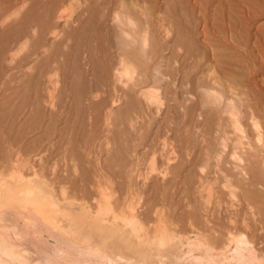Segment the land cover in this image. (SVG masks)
<instances>
[{"label":"rangeland","instance_id":"obj_1","mask_svg":"<svg viewBox=\"0 0 264 264\" xmlns=\"http://www.w3.org/2000/svg\"><path fill=\"white\" fill-rule=\"evenodd\" d=\"M37 195L68 237L0 264H264V0H0V226Z\"/></svg>","mask_w":264,"mask_h":264},{"label":"bare ground","instance_id":"obj_2","mask_svg":"<svg viewBox=\"0 0 264 264\" xmlns=\"http://www.w3.org/2000/svg\"><path fill=\"white\" fill-rule=\"evenodd\" d=\"M18 15V14H17ZM131 16H129L128 17V21H129V23H130V25H132L133 24V21H132V19L130 18ZM72 19V18H71ZM147 35H145L144 36V41H143V43L144 44H146V41H147ZM126 65V62H125V60H123L122 59V61H121V65ZM123 65V66H124ZM127 67H125L124 69H125V71H126V74H127V79L128 80H130L131 81V79L130 78H132V76H131V69L129 68V66H128V64L126 65ZM124 73V72H123ZM123 75V74H122ZM120 76V75H119ZM148 97V96H147ZM146 98V97H145ZM148 99V98H147ZM147 102V101H146ZM256 125V124H255ZM239 126H240V124H239ZM239 128V127H238ZM48 177V176H47ZM41 187V186H40ZM46 194L48 195V193L46 192ZM3 199V198H2ZM36 199L37 200H34V201H32L31 203H29V205H28V207H27V211H22L21 213H20V215H21V217L23 218V220H24V222H22V220H21V223H24L23 224V227H22V232H21V230H20V232L21 233H19V234H17V232L16 233H14V231L13 230H10L9 229V227H7L5 224H8L10 221H4V223H3V221H2V225L0 226V243H2L1 241H12V240H17V242L19 241L18 239H20V240H22L23 241V244H24V242H25V240L26 239H28V238H30V236L31 235H29L28 234V227L30 226V224L32 225H35L36 227H37V230L42 234V233H45V232H47L48 234H49V236L50 237H52V238H55V240L56 241H61V240H63V239H65V238H67L68 236H65V235H67V233H66V231L67 230H69V228H67V226H66V224L68 223H66V218L68 217H65V216H63V215H67L68 213H69V207H68V205L67 204H63L64 202L62 201V202H57V203H54V202H44L43 200H41L40 199V196H38L37 195V197H36ZM78 209V208H77ZM70 210H72V209H70ZM75 211H76V209H75ZM79 212V211H78ZM9 213V212H8ZM80 213V212H79ZM78 213V215H80ZM86 213V212H85ZM10 215V214H9ZM62 215V216H61ZM70 215H71V212H70ZM75 215V214H74ZM1 216V215H0ZM73 216V215H72ZM70 217V216H69ZM73 219L75 218V216H73L72 217ZM80 218H81V216H80ZM8 219V218H7ZM73 219H71V220H73ZM79 219V218H78ZM9 220V219H8ZM68 220V219H67ZM69 220H70V218H69ZM81 220V219H80ZM83 224H82V226H84V227H86V225H87V223L89 224V222H88V220L85 218V217H83ZM72 222H74V221H72ZM82 222V221H81ZM72 224V223H71ZM80 225V224H79ZM71 226V225H70ZM73 226V225H72ZM71 226V227H72ZM78 226V225H77ZM20 227V226H19ZM32 227V226H31ZM34 227V226H33ZM79 228V227H78ZM87 228V227H86ZM21 229V228H20ZM30 229V228H29ZM36 229V228H35ZM82 229V228H81ZM33 230H34V228H33ZM72 230H75V231H77V232H79L80 233V239L82 240V242H84V243H82L81 242V245L80 246H77V245H74L75 243H73L72 245L70 244L69 245V249H72V251L73 252H76V253H79L80 255H82V256H85L86 254L88 255V256H93V255H95V256H98V254H101L102 255V253L103 252H105V253H110V254H112L113 252L114 253H116V254H119V253H117L118 252V250H119V248L121 249V248H123V250H124V252H125V250H127V251H134V252H136V253H138L139 252V249L137 248V247H134V248H132V247H129V244H128V242H126L125 243V238H123V237H121L120 239H119V242H118V237H117V235L116 234H114V233H112L111 231H108V230H111V229H108V230H106V229H104V227L102 228L100 225H99V220H96V221H94V223L93 224H91V227H89V228H87V230H85V231H80V230H78L77 228H76V225H75V229H72ZM29 231H32V230H29ZM34 232V231H33ZM35 232H36V230H35ZM30 233V232H29ZM37 233V232H36ZM46 233V234H47ZM78 233V234H79ZM32 234V233H31ZM38 234V233H37ZM40 234V235H41ZM33 235H35V234H33ZM39 235V236H40ZM32 237H34V236H32ZM37 237V236H36ZM35 237V238H36ZM42 237H44V235L42 236ZM127 237V236H126ZM40 238V237H39ZM32 239V238H31ZM40 239H43L44 240V238H40ZM46 239V238H45ZM51 239V238H50ZM130 239V238H129ZM46 240H48V239H46ZM127 240H128V238H127ZM36 241H39V240H37L36 239ZM21 242V241H20ZM33 242V241H32ZM35 242V241H34ZM34 242H33V244H34ZM41 242H42V240H41ZM45 242L46 241H44V242H42V243H44V245H45ZM19 243V242H18ZM27 243H28V241H27ZM35 243H37V242H35ZM39 243V242H38ZM42 243H41V246H42ZM4 244H6L5 242H4ZM17 244V243H16ZM31 244V243H30ZM46 244L48 245V241L46 242ZM50 244V243H49ZM52 244V243H51ZM50 244V245H51ZM133 244H134V242H133ZM162 244H166V243H164V242H162ZM36 245V244H35ZM38 245H40V244H38ZM38 245H37V248H38ZM47 245H45V247L47 246ZM52 245H54V244H52ZM52 245H51V247H52ZM5 246V245H4ZM4 246H2V248H4ZM7 246V245H6ZM20 246V245H19ZM25 246H26V244H25ZM34 246V245H33ZM41 246H39V248H40V250H41ZM49 246V245H48ZM11 247V246H10ZM9 247V248H10ZM27 247V246H26ZM31 247H32V245H31ZM36 247V246H35ZM44 247V246H43ZM50 247V248H51ZM7 248V247H6ZM19 248V247H18ZM49 248V247H48ZM11 249H12V251L14 250L12 247H11ZM24 249V248H23ZM22 249V250H23ZM29 249V248H28ZM36 249V248H35ZM44 249V248H43ZM4 250H5V248H4ZM8 251H9V249H7ZM16 250V249H15ZM21 249L19 248V250H17L18 251V253L19 252H22V251H20ZM39 250V249H38ZM39 250V251H40ZM50 250H52V249H50ZM142 250V249H141ZM7 251V252H8ZM25 251V250H24ZM38 251V252H39ZM48 251H49V249H48ZM53 251V250H52ZM51 251V252H52ZM113 251V252H112ZM122 251V250H121ZM126 251V252H127ZM14 252V251H13ZM28 252V251H27ZM43 252V254H45L46 252L45 251H41V253ZM45 252V253H44ZM50 252V251H49ZM54 252V251H53ZM120 252V251H119ZM142 251H140V253H141ZM147 252V251H146ZM152 252V251H151ZM3 254H4V252H2ZM29 253V252H28ZM40 253V254H41ZM56 253L58 254V256H61L62 258H64V257H66L67 255H69L70 253H69V251L68 252H66V251H56ZM148 253H149V251H148ZM153 253H154V251H153ZM0 254H1V252H0ZM12 254V253H11ZM23 254H26L25 252L23 253ZM104 254V253H103ZM147 254V253H146ZM146 254H144L143 255V257L144 258H146L147 259V256H146ZM2 255V254H1ZM6 255V254H5ZM21 255V254H20ZM42 255V254H41ZM149 255V254H148ZM150 255H152V253L150 254ZM13 256V255H12ZM15 256V255H14ZM28 255H26V256H24V257H27ZM39 256V255H38ZM45 256V255H44ZM43 256V257H44ZM49 256V255H48ZM51 256V255H50ZM55 256V255H54ZM58 256H55V257H58ZM74 256V255H73ZM112 256V255H111ZM116 256V255H115ZM4 256H2V258H3ZM6 257V256H5ZM18 257V256H17ZM21 257H23V256H21ZM29 257V256H28ZM31 257V256H30ZM29 257V258H30ZM68 257V256H67ZM108 257H109V255H108ZM10 258V257H9ZM8 258V259H9ZM12 258V257H11ZM14 258V257H13ZM16 258V257H15ZM14 258V259H15ZM20 258V257H19ZM39 258H40V256H39ZM46 258V257H45ZM50 258V257H49ZM48 258V259H49ZM52 258V257H51ZM60 258V257H59ZM84 258V257H83ZM92 258V257H91ZM100 258H101V256H100ZM116 258V257H115ZM123 258V257H122ZM162 258V257H161ZM5 259V258H4ZM13 259V260H14ZM17 260V262H18V258H16ZM31 259V258H30ZM33 259H35V258H33ZM44 259V258H43ZM77 259V258H76ZM88 259V258H87ZM90 259V258H89ZM110 259V258H109ZM124 259V258H123ZM143 259V258H142ZM0 260H1V258H0ZM50 260V259H49ZM49 260H48V262H49ZM62 260V259H61ZM65 260H66V258H65ZM71 260H73V258L71 259ZM95 260V259H94ZM97 260V259H96ZM111 260V259H110ZM115 260V259H114ZM120 260V259H119ZM140 260V259H139ZM152 260V259H151ZM160 260V259H159ZM163 260V259H162ZM1 261H4L3 259L1 260ZM7 261V260H6ZM6 261H4V263H6ZM41 261H42V259H41ZM53 261H54V258H53ZM52 261V262H53ZM67 261H69V260H67ZM128 261V260H127ZM21 262H22V264H29V263H27V261H26V259L25 258H22L21 259ZM88 262V261H87ZM90 262V261H89ZM95 262V261H94ZM97 262V261H96ZM121 262H123V261H121ZM126 262V261H125ZM144 262H146L145 260H144ZM143 262V263H144ZM156 262V261H155ZM154 262V263H155ZM160 262V261H159ZM1 263H3V262H1ZM3 263V264H4ZM8 263V262H7ZM12 263V262H11ZM11 263H9V264H11ZM45 262L43 261V264H44ZM50 263V262H49ZM54 263H58V262H54ZM82 263V262H81ZM80 263V264H81ZM127 263V262H126ZM136 263V262H135ZM140 262H138V264H139ZM19 264V263H18ZM21 264V263H20ZM46 264V263H45ZM51 264V263H50ZM58 264H61V263H58ZM65 264V263H64ZM72 264H74L73 262H72ZM77 264V263H76ZM85 264V263H84ZM107 264H108V262H107ZM125 264V263H124ZM147 264H148V262H147Z\"/></svg>","mask_w":264,"mask_h":264}]
</instances>
